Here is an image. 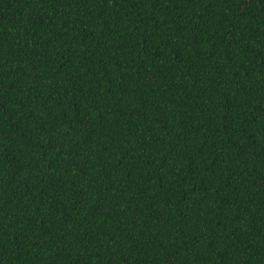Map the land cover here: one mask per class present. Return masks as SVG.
Wrapping results in <instances>:
<instances>
[{
  "label": "trees",
  "instance_id": "obj_1",
  "mask_svg": "<svg viewBox=\"0 0 264 264\" xmlns=\"http://www.w3.org/2000/svg\"><path fill=\"white\" fill-rule=\"evenodd\" d=\"M0 264H264V0H0Z\"/></svg>",
  "mask_w": 264,
  "mask_h": 264
}]
</instances>
